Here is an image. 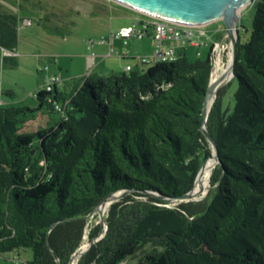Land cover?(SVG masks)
<instances>
[{"label":"trees","instance_id":"obj_1","mask_svg":"<svg viewBox=\"0 0 264 264\" xmlns=\"http://www.w3.org/2000/svg\"><path fill=\"white\" fill-rule=\"evenodd\" d=\"M251 4V29L239 25L235 77L209 113L221 162L201 200L172 204L152 193L190 192L212 156L201 130L212 46L206 58L183 49L175 62L91 73L73 79L71 93L43 86L39 108L61 115L55 103L67 104V118L34 132L21 127L32 108L0 105V254L31 248L34 259L16 264H69L88 235L93 243L78 264H264V0ZM20 10L0 3V47L12 53L33 14ZM38 24L69 33L46 16ZM3 62L18 65L16 55ZM234 82L230 112L223 101ZM121 190L128 193L110 205L106 224L92 222Z\"/></svg>","mask_w":264,"mask_h":264},{"label":"rangeland","instance_id":"obj_2","mask_svg":"<svg viewBox=\"0 0 264 264\" xmlns=\"http://www.w3.org/2000/svg\"><path fill=\"white\" fill-rule=\"evenodd\" d=\"M3 8L14 13L21 12V5L29 8L33 14L30 19L32 25L20 23L19 46L16 57L17 66L4 64L3 56L5 50L0 47V105L4 107L28 106L34 110L29 112L21 127L29 132L46 127V120L55 126L61 115L49 112L47 109L39 108V102L35 98V92L43 87L53 76L62 79H80L94 72H104L112 69L116 72L126 71L127 63L136 64L137 58H120L117 55H109L110 49L104 53H98V46L104 37H109L111 32L119 28L131 25L136 18H143L144 15L123 7L112 0H0ZM16 3V4H15ZM254 8L252 4L242 9L239 25L251 29ZM46 16L49 21L60 25L64 31L69 33L66 36L51 35L38 24V18ZM210 35L211 41L219 40L223 36L222 43H229L226 34V26L222 20L214 21L204 27ZM225 36V37H224ZM244 40L249 38L250 33H244ZM150 39L144 41L137 38L129 39L128 43H149ZM106 47V46H105ZM125 46V49H128ZM228 50L224 60H227ZM201 58H206L210 47L199 48ZM154 52V47H153ZM153 54V53H152ZM149 54L147 56H150ZM188 56L195 60L199 56L196 49L188 48ZM88 57H96V62L89 65ZM86 61V62H85ZM125 64V65H124ZM148 65L145 66V68ZM103 70V71H102ZM237 83L230 87L223 105L225 109L233 111L235 106L234 94L237 90ZM74 91L71 86L69 93ZM210 189V187H209ZM173 204V203H172ZM108 211L105 213L106 217ZM96 217V218H95ZM91 217L92 222L99 221L98 213ZM34 259V251L31 248H22L8 253L0 254V264H16ZM136 260L123 264H136Z\"/></svg>","mask_w":264,"mask_h":264},{"label":"water","instance_id":"obj_3","mask_svg":"<svg viewBox=\"0 0 264 264\" xmlns=\"http://www.w3.org/2000/svg\"><path fill=\"white\" fill-rule=\"evenodd\" d=\"M128 8L136 10L140 13L148 15L154 18L167 19L183 24L195 25V26H206L214 21L222 20L226 26V34L228 35L229 43H232V51L229 54V60H231L229 78L221 77L218 81L213 82L214 72L212 74L211 82L207 90L204 107H203V121L201 130L207 137L208 141L212 147V156L207 159L200 169L194 188L177 198H166L160 195L152 193L154 196L160 197L167 200L173 204L180 202H188L192 200H201L205 198L209 192L202 194L201 191L196 192L195 188L201 177V174L206 167V165L214 160L215 166L221 162L217 144L211 135L208 125V117L216 99L218 90L224 85L231 82L235 77V63L237 58V43L239 40V21L242 9L251 4L254 0H112ZM211 186V184H210ZM128 193V190H121L114 192L107 196L100 205L90 214L92 217L97 210L102 206V204H113L114 202L120 200L124 195ZM99 223L106 224L104 215L99 212ZM107 227H105V230ZM105 233H103L99 239H101ZM85 237L83 238L84 241ZM82 241V243H83ZM93 242H88L87 245L82 249L80 248L74 253L69 264L77 261L83 256V254L88 250L89 246Z\"/></svg>","mask_w":264,"mask_h":264},{"label":"built area","instance_id":"obj_4","mask_svg":"<svg viewBox=\"0 0 264 264\" xmlns=\"http://www.w3.org/2000/svg\"><path fill=\"white\" fill-rule=\"evenodd\" d=\"M25 25H32L31 19H24L22 21ZM205 26H195L183 24L167 19H160L151 17L144 21H135L133 24L119 28L118 31L111 32L109 37H104L100 43L110 45V54L114 53L113 41L120 39L124 45L127 46L128 40L137 38L143 40L146 37L152 39L154 52L150 56L137 57L139 64H153L157 62H175L179 58V51L188 47L201 48L203 46H212V57L215 61L222 50L224 44L222 40L211 41L210 35L204 29ZM225 37V36H224ZM6 55H16L10 51L5 50ZM198 56H201L198 51ZM129 51H125L123 56L128 57ZM133 65H127L126 71H131ZM62 83L59 76H53L44 88L52 91L54 87ZM66 106L61 103H55V109L61 113L63 118H67Z\"/></svg>","mask_w":264,"mask_h":264},{"label":"crops","instance_id":"obj_5","mask_svg":"<svg viewBox=\"0 0 264 264\" xmlns=\"http://www.w3.org/2000/svg\"><path fill=\"white\" fill-rule=\"evenodd\" d=\"M119 4V3H118ZM121 5V4H120ZM123 7H125V8H128V7H126V6H124V5H122ZM129 10H133V9H131V8H128ZM133 11H135V12H137L138 13V11H136V10H133ZM140 13V12H139ZM141 14H143V13H141ZM144 15V17L143 18H141V19H139V18H136L135 19V21H144V20H148V19H150L151 17L150 16H148V15H145V14H143ZM146 38H148V39H150L148 42L149 43H147V41H145V43H132V44H130V43H128L127 44V46L126 47H128L129 46V48L128 49H125V45H124V43H123V41L122 40H120V39H116V40H114L113 41V43H112V45H113V47H114V53L113 54H109V55H117V56H119L120 58H137V57H141V56H147V55H149V54H152L153 53V43H152V39L150 38V37H146ZM145 39V38H144ZM144 39L142 40V41H144ZM106 46V47H105ZM188 48H190V47H188ZM188 48L187 49H185V51L184 52H186L187 54H188ZM193 48H195L196 49V52L198 53V51H199V48H197V47H193ZM106 49H110V45L109 44H101V43H99V46H98V53H104V50L106 51ZM129 51V56L128 57H125V56H123V54H124V52L125 51ZM201 53V52H200ZM96 57H88V59H87V62H88V64L89 65H92V64H94V62H96V59H95ZM86 62V61H85ZM137 64V63H136ZM136 64H132V63H127L126 65H125V67H127V65H133V66H135ZM103 71V70H102ZM108 70H104V72H94V73H98V74H102V75H106V74H109L108 72H107ZM112 72L114 71L113 69L111 70ZM93 73V72H92ZM91 74V73H90ZM73 79H75V78H70V80H66V79H64V81L61 83V84H58L57 85V89L59 90V91H64V92H66V93H69V89H70V87L71 86H75L71 81L73 80ZM38 91V90H37ZM36 93V92H35ZM71 93V92H70ZM46 120V123H45V125H46V127H44V126H42L43 128H47V127H50L49 125H51V123L50 122H48L47 121V119H45ZM39 130V129H38ZM26 131V130H25ZM37 131V130H36Z\"/></svg>","mask_w":264,"mask_h":264},{"label":"bare ground","instance_id":"obj_6","mask_svg":"<svg viewBox=\"0 0 264 264\" xmlns=\"http://www.w3.org/2000/svg\"><path fill=\"white\" fill-rule=\"evenodd\" d=\"M228 37V35H227ZM228 50V54H227V60H224L225 58V53ZM232 51V43H225L224 46L222 47V50L220 51L215 64H214V77H213V82L218 81L221 77H226L229 78V76L231 75L230 72V65H231V60H229V54H231L230 52ZM215 167V162L214 160H211L206 167L204 168L201 177L199 178V181L196 185L195 191L199 192L201 191L202 194L206 193L207 190L210 187V177L212 175V171ZM211 188V187H210ZM210 190V189H209ZM110 205L105 203L102 204V206L97 210V212L93 215L95 217V215H97V213L101 212L103 215H105V213L109 210ZM92 216V217H93ZM88 239V235L85 236V239L80 247L81 251L82 249H84V247L87 245V243L89 241L86 242V240ZM86 242V243H85ZM77 261H74L72 264H76Z\"/></svg>","mask_w":264,"mask_h":264}]
</instances>
